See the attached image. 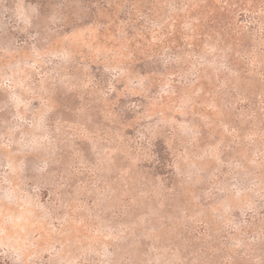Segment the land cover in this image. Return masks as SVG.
Instances as JSON below:
<instances>
[{
    "label": "rangeland",
    "instance_id": "rangeland-1",
    "mask_svg": "<svg viewBox=\"0 0 264 264\" xmlns=\"http://www.w3.org/2000/svg\"><path fill=\"white\" fill-rule=\"evenodd\" d=\"M0 264H264V0H0Z\"/></svg>",
    "mask_w": 264,
    "mask_h": 264
}]
</instances>
